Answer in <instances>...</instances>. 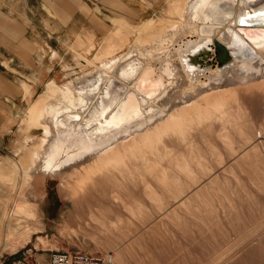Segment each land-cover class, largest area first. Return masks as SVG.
<instances>
[{
    "label": "rangeland",
    "instance_id": "1",
    "mask_svg": "<svg viewBox=\"0 0 264 264\" xmlns=\"http://www.w3.org/2000/svg\"><path fill=\"white\" fill-rule=\"evenodd\" d=\"M181 1L161 0L138 19L117 20L114 30L95 36L89 28L72 36L45 34L12 73L2 60L5 84L16 93L21 81L31 87L24 98L0 95V264H12L31 247L38 252L29 261L52 249L110 254L114 264H264V87L201 102L153 129L147 141L87 157L59 183L45 176L23 186V158L43 137L38 119L49 100L47 85L62 89L68 71L75 78L89 70L80 67V56L119 57L145 38V24L177 20L172 9ZM252 12L242 18L264 17ZM89 35L94 46L86 43ZM86 194L90 199H74ZM9 221L28 231L4 248ZM125 226L129 232L116 233L114 244L113 229Z\"/></svg>",
    "mask_w": 264,
    "mask_h": 264
},
{
    "label": "bare ground",
    "instance_id": "2",
    "mask_svg": "<svg viewBox=\"0 0 264 264\" xmlns=\"http://www.w3.org/2000/svg\"><path fill=\"white\" fill-rule=\"evenodd\" d=\"M172 10L177 20L145 24V38L119 57L80 56L89 70L75 78L68 71L62 89L47 85L38 119L43 137L23 158V186L45 176L59 183L87 157L147 141L153 129L201 102L264 87V18H242L264 15V0H182ZM23 211L29 219L30 209ZM6 230L4 248L28 231L10 221Z\"/></svg>",
    "mask_w": 264,
    "mask_h": 264
},
{
    "label": "crops",
    "instance_id": "3",
    "mask_svg": "<svg viewBox=\"0 0 264 264\" xmlns=\"http://www.w3.org/2000/svg\"><path fill=\"white\" fill-rule=\"evenodd\" d=\"M160 2L161 0H0V67L6 68L2 64V60L5 59L10 72L16 71V62L32 58L33 51L38 48L36 44L44 41L42 37L45 34L65 33V36H72L80 29L89 28L95 36L104 29L106 31L105 27H113L117 20L138 19L147 11H152ZM115 28L114 25L112 30ZM92 37L89 35L86 43H93L90 45L94 46ZM119 42L122 41L117 40L116 43ZM55 56L56 52H53L51 58ZM41 58L38 53V60ZM20 86L16 93L10 85L1 80L0 76V95L14 97L21 94L24 98L25 91L31 85L21 81ZM91 196L79 195L74 199L87 200ZM128 229V226L122 227L121 230L114 228L112 242L116 244L120 240L116 233L126 235ZM114 253L116 254V250ZM143 257L151 258L148 254ZM125 261L126 264H130V259Z\"/></svg>",
    "mask_w": 264,
    "mask_h": 264
},
{
    "label": "built area",
    "instance_id": "4",
    "mask_svg": "<svg viewBox=\"0 0 264 264\" xmlns=\"http://www.w3.org/2000/svg\"><path fill=\"white\" fill-rule=\"evenodd\" d=\"M46 258H27L38 249L31 247L23 252V256L14 260L12 264H113V257L110 254H93L80 250H41ZM43 255V254H42Z\"/></svg>",
    "mask_w": 264,
    "mask_h": 264
},
{
    "label": "water",
    "instance_id": "5",
    "mask_svg": "<svg viewBox=\"0 0 264 264\" xmlns=\"http://www.w3.org/2000/svg\"><path fill=\"white\" fill-rule=\"evenodd\" d=\"M246 14V13H245ZM245 14H243V15H245ZM243 17V16H242ZM264 18V17H263ZM262 18V19H263ZM259 19V18H258ZM261 19V18H260ZM253 21H258V20H255V19H253ZM249 24H252V23H247L245 26H247V25H249ZM254 26H256L255 24H253V25H251V27H254ZM243 28H245V27H243ZM247 28V27H246Z\"/></svg>",
    "mask_w": 264,
    "mask_h": 264
}]
</instances>
